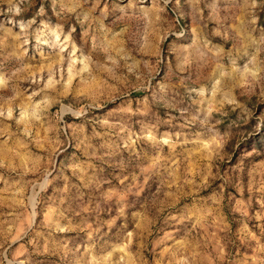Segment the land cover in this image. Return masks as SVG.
Returning <instances> with one entry per match:
<instances>
[{
  "label": "rangeland",
  "instance_id": "374dc122",
  "mask_svg": "<svg viewBox=\"0 0 264 264\" xmlns=\"http://www.w3.org/2000/svg\"><path fill=\"white\" fill-rule=\"evenodd\" d=\"M0 264H264V0H0Z\"/></svg>",
  "mask_w": 264,
  "mask_h": 264
}]
</instances>
